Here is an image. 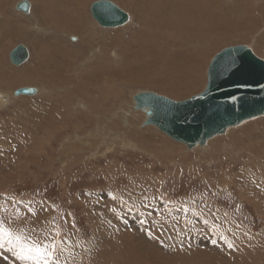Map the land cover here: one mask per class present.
I'll use <instances>...</instances> for the list:
<instances>
[{
    "label": "rangeland",
    "instance_id": "rangeland-1",
    "mask_svg": "<svg viewBox=\"0 0 264 264\" xmlns=\"http://www.w3.org/2000/svg\"><path fill=\"white\" fill-rule=\"evenodd\" d=\"M20 1L0 0V94L11 96L0 98V216L18 217L26 240L59 230L65 264H264V116L189 149L144 127L134 103L142 92L201 94L227 48L264 60V0H173L160 40L155 0H109L132 17L122 31L94 22L100 0H29L34 19L16 13ZM186 11L196 18L176 24ZM19 45L33 58L18 69ZM23 86L40 93L14 97ZM19 251L0 248V264H23Z\"/></svg>",
    "mask_w": 264,
    "mask_h": 264
},
{
    "label": "water",
    "instance_id": "water-1",
    "mask_svg": "<svg viewBox=\"0 0 264 264\" xmlns=\"http://www.w3.org/2000/svg\"><path fill=\"white\" fill-rule=\"evenodd\" d=\"M18 11L28 14L30 4L21 2ZM94 20L103 28H118L129 23L130 16L108 0L94 2L90 8ZM28 49L19 45L10 61L21 66ZM35 88L16 90L15 96H34ZM136 110L146 108L147 120L179 144L189 149L204 146L231 127L264 116V60L246 46H236L218 53L208 67L207 86L199 95L183 102L172 101L152 92L134 96Z\"/></svg>",
    "mask_w": 264,
    "mask_h": 264
},
{
    "label": "bare ground",
    "instance_id": "bare-ground-1",
    "mask_svg": "<svg viewBox=\"0 0 264 264\" xmlns=\"http://www.w3.org/2000/svg\"><path fill=\"white\" fill-rule=\"evenodd\" d=\"M80 1V0H79ZM109 1V0H108ZM21 2H28L29 4H30V10H29V12H28V14H25V13H23V12H21V11H18L17 9H16V6L19 4V3H21ZM112 2V1H111ZM65 3V2H64ZM77 3V2H76ZM153 4H154V7H153V10L154 11H156V10H158V15L154 18L155 19V23H154V26H155V36H156V38L158 39V40H160V39H163L164 37H166V35H164V33H165V28L163 27V26H169V27H171V28H173V24H174V22H173V0H166L164 3H162V2H160V1H158V0H155V1H153L152 2ZM115 4V3H114ZM234 4V3H233ZM77 5H79L78 3H77ZM15 7H14V9L16 10V13H18V14H21V15H23V16H29V18H32V19H34L33 18V12H34V4L32 3V1L30 2L29 0H22V1H20V2H18V3H16L15 5H14ZM155 6H156V9H155ZM77 7V6H76ZM119 7V6H118ZM135 8H136V6H134ZM66 8V9H65ZM65 8H61L62 9V15L61 16H63V18L62 19H64V18H67L68 20H71V22L72 23H76L77 22V20H75L74 18H75V13H73L68 7H66V5H65ZM74 8V7H73ZM78 8V7H77ZM91 8V7H90ZM189 8H191V9H194V10H196L198 13H200L203 9H205V7L203 6V5H199V4H196L195 5V3L194 2H190L189 3ZM243 8V7H242ZM75 9V8H74ZM81 9H82V7H81ZM120 9H123V8H121L120 7ZM69 10V11H68ZM73 10V9H72ZM183 10V9H182ZM74 11V10H73ZM124 11V10H123ZM196 11H190V12H188V11H186V12H183V16H181L178 20H177V22H176V24H178V25H180V23H179V20H183V19H191V20H194L195 18H196V14H195V12ZM81 12V11H80ZM125 12V11H124ZM3 14V13H2ZM127 14H129V13H127ZM81 15V14H80ZM79 15V16H80ZM165 15V16H164ZM129 16H130V21H129V23L131 22V20H132V17H131V15L129 14ZM161 16H163V17H161ZM252 16V15H251ZM147 17V16H146ZM79 18V17H78ZM93 18V17H92ZM248 19V18H247ZM13 20V19H12ZM93 20H94V18H93ZM67 21V20H66ZM94 22L97 24V26L99 25L95 20H94ZM128 24V23H127ZM127 24H125L124 26H121V27H118V28H120L119 30H125V29H127V27L128 26H126ZM141 24L142 25H150V24H146V21H145V19L143 18L142 20H141ZM65 26V25H64ZM71 26V25H70ZM96 26V25H95ZM19 27V26H18ZM99 27L100 28H103L102 26H100L99 25ZM33 28H34V26H33ZM32 28V29H33ZM70 28V27H69ZM68 28V29H69ZM73 28V27H72ZM104 29V28H103ZM107 29V28H106ZM96 30H98L97 28H96ZM117 30V29H116ZM264 31V30H263ZM112 32H115L114 30L112 31ZM116 32H119V31H116ZM64 33V32H63ZM148 33H152V32H148ZM16 34V33H15ZM95 34H97V32L95 31V33L93 34V35H95ZM68 35V34H67ZM123 35V34H122ZM122 35H115L114 36V38L115 39H117V42H119L120 41V39H121V37H122ZM96 36V35H95ZM16 37V36H15ZM78 37V36H77ZM138 37V35L135 37V39ZM259 37V36H258ZM64 38H65V36H64ZM79 38V37H78ZM69 39V38H68ZM147 39H148V41H151V44H149V46H152V47H154L153 45H152V42H154V43H156V40L155 39H153L152 40V36L151 35H149L148 37H147ZM72 40V39H71ZM111 40V39H110ZM75 41V40H74ZM81 41V40H80ZM106 41H107V39H106ZM42 42V41H41ZM77 42H79V41H77ZM76 42V43H77ZM74 43V42H73ZM41 45H42V43H40ZM79 44V43H78ZM23 45H25V44H23ZM144 45V44H143ZM43 46V45H42ZM16 47H18V46H16ZM27 47L29 48L30 46L29 45H27ZM156 47H158V45L156 46ZM27 48V49H28ZM43 48V47H42ZM163 48H165V46L163 45ZM30 49H31V47H30ZM30 49H28V54H29V58H28V60L24 63V64H22L21 66H15V65H13L12 63V65L14 66V67H16V68H21L22 66H24V65H26L30 60V57L32 56L30 53ZM43 51H44V49H42ZM41 50V51H42ZM68 50V49H67ZM124 50V49H123ZM151 49L150 48H148V49H146V50H143V51H141V52H138V53H136L135 54V57H142V55H144V53L146 52V51H150ZM42 51V52H43ZM66 51V50H65ZM101 51V50H100ZM12 52V51H11ZM11 52H10V54H11ZM128 52V51H127ZM37 53V52H36ZM41 53V52H40ZM69 53H70V51H69ZM101 53H103V51L101 52ZM175 53V52H174ZM178 53V52H177ZM180 53V52H179ZM39 54V53H38ZM37 54V55H38ZM43 54V53H42ZM60 54H62V53H60ZM113 54H114V56H116V51L115 50H111L110 51V55L111 56H113ZM66 55V54H65ZM72 55V54H71ZM175 55V54H174ZM68 56V55H67ZM73 56V55H72ZM75 56V55H74ZM9 57H10V55H9ZM61 57H63V56H61ZM32 58H33V56H32ZM65 58H66V56H65ZM45 59H46V57H45ZM67 59V58H66ZM70 59V58H69ZM51 60V59H50ZM0 61H1V58H0ZM44 61V60H43ZM52 62L54 61V60H51ZM49 62V63H51L52 64V62ZM66 61V60H65ZM48 62V61H47ZM57 62V61H56ZM169 62V61H168ZM175 63V62H174ZM41 65H42V63H40ZM181 64V63H180ZM84 65V64H83ZM172 65V64H171ZM28 66V65H27ZM184 66V65H183ZM51 67V66H50ZM177 67H178V65H177ZM185 67V66H184ZM26 68V67H25ZM40 68V67H39ZM14 69V68H13ZM12 69V70H13ZM41 69V68H40ZM5 71H6V69H4ZM21 70V69H20ZM13 71H15V70H13ZM26 71V70H25ZM7 72V71H6ZM20 72V71H19ZM18 72V73H19ZM23 72V71H22ZM41 72H43V71H41ZM17 72H16V75L18 74ZM34 73V72H33ZM40 73V72H39ZM46 73V72H45ZM50 73V72H49ZM8 74H9V72H8ZM21 74V73H20ZM23 74V73H22ZM7 75V74H6ZM10 75V74H9ZM33 75V74H32ZM68 75V74H67ZM2 76V75H1ZM12 76V79L14 78V76L13 75H11ZM39 76V75H38ZM3 77V76H2ZM21 77V76H20ZM32 77V76H31ZM31 77H30V79H31ZM43 77V76H42ZM17 78H18V76H17ZM22 78V77H21ZM24 78H25V76H24ZM34 78V77H33ZM8 79V78H7ZM7 79H5V80H7ZM27 79V78H26ZM34 79H37V78H34ZM38 80V79H37ZM49 80H51V79H49ZM11 81V80H10ZM26 81V80H25ZM32 81V80H31ZM30 81V82H31ZM33 81H35V80H33ZM32 81V82H33ZM21 83V82H20ZM23 83V82H22ZM27 83V82H26ZM37 84V83H36ZM56 84V83H55ZM23 85H25V83L23 84ZM30 85V84H29ZM33 85V84H32ZM31 85V86H32ZM63 86V85H62ZM24 87V86H23ZM58 87H60V86H58ZM25 88V87H24ZM60 88H62V87H60ZM19 89H21L20 87H19ZM36 89V88H35ZM49 89V88H48ZM37 90V93H40V91H39V89H36ZM3 92V91H2ZM15 92H16V90L12 93L13 94V96L14 97H21V96H23V95H20V96H15ZM89 92V91H88ZM116 95V94H115ZM26 97V96H25ZM37 98H38V96H36ZM0 98H1V100H3L4 101V99L5 98H11V96L9 97V95H5V94H0ZM13 98V97H12ZM20 99V98H19ZM27 99V98H26ZM31 99H32V97H31ZM35 99V98H34ZM34 99H33V101H34ZM0 100V101H1ZM28 100H29V98H28ZM173 101V100H172ZM47 104V103H46ZM49 104V103H48ZM85 108V107H84ZM131 115V114H130ZM261 118V117H260ZM264 118V117H263ZM90 119V118H89ZM107 121V120H106ZM248 122V121H247ZM247 122H244V123H247ZM244 123H242L241 125L243 126V124ZM126 124V123H125ZM240 125V126H241ZM236 127H238V126H236ZM236 127H231V128H236ZM230 129V128H229ZM261 130V129H260ZM249 136H251V134L249 135ZM233 139V138H232ZM231 139V140H232ZM234 140V139H233ZM86 145H87V143H86ZM134 145V144H133ZM106 146V145H105ZM264 149V148H263ZM77 151V150H76ZM67 164V163H66ZM263 196V195H262ZM91 213V212H90ZM151 217V216H150ZM148 218V217H147ZM149 219V218H148ZM92 220V219H91ZM94 221V220H93ZM155 226V225H154ZM129 238V241H134L133 240V238H131V237H128ZM171 238V237H170ZM175 238V237H174ZM174 243V242H173ZM181 247V246H180ZM176 251V250H175ZM142 252V251H141ZM122 257V256H121ZM210 258V257H209ZM209 258L207 257V258H205V259H207V260H204V261H209ZM212 258V257H211ZM210 258V264H213L214 263V261L212 260ZM242 258V257H241ZM115 260H116V258H115ZM241 260H243V259H241ZM194 263V262H193ZM198 263V262H197ZM202 263V262H201ZM207 263V262H206ZM244 264H247V263H245V262H243ZM203 264H204V262H203ZM209 264V263H208Z\"/></svg>",
    "mask_w": 264,
    "mask_h": 264
},
{
    "label": "snow or ice",
    "instance_id": "snow-or-ice-1",
    "mask_svg": "<svg viewBox=\"0 0 264 264\" xmlns=\"http://www.w3.org/2000/svg\"><path fill=\"white\" fill-rule=\"evenodd\" d=\"M17 219L18 217L0 216V248L15 243L20 249L16 253L17 259L23 264H65L61 260L64 249L60 244L63 243V239L59 242L56 240L57 236H61L59 230L46 233L43 240L39 238L26 240L23 234L16 230ZM229 247L233 245L229 243Z\"/></svg>",
    "mask_w": 264,
    "mask_h": 264
}]
</instances>
